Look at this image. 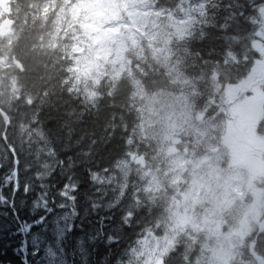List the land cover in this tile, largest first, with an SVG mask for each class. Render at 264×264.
<instances>
[{"label": "trees", "instance_id": "obj_1", "mask_svg": "<svg viewBox=\"0 0 264 264\" xmlns=\"http://www.w3.org/2000/svg\"><path fill=\"white\" fill-rule=\"evenodd\" d=\"M184 1L148 0L177 11ZM191 1L203 4L206 21L175 40L174 59L194 78L196 112L210 121L226 119L231 105L219 116L227 86L244 79L259 58L252 45L264 0ZM63 4L12 0L15 38L0 39L9 71L2 72L0 91V264H36L43 246L34 239L59 248L67 264H137L135 246L142 236L161 232L165 201L144 192L138 168L132 165L125 175L121 164L154 152L140 130L137 89L168 85V72L137 55L131 70L97 85H77L71 52L61 43L64 34L53 32ZM258 131L264 135V119ZM62 215L67 225L56 242L53 230ZM203 236L182 232L164 264H198L197 240ZM230 264H264V226L245 238Z\"/></svg>", "mask_w": 264, "mask_h": 264}, {"label": "rangeland", "instance_id": "obj_2", "mask_svg": "<svg viewBox=\"0 0 264 264\" xmlns=\"http://www.w3.org/2000/svg\"><path fill=\"white\" fill-rule=\"evenodd\" d=\"M64 2L57 11L53 32L55 37L64 34L61 43L71 52L77 85H97L104 77L129 71L137 55H147L168 72V85L151 91L137 89L140 130L146 140L153 142L154 152L148 156L136 154L121 164L125 175L132 165L138 168L144 192L165 201L162 230L138 240L133 252L136 263L164 264L178 235L187 230L204 233L202 240H197L199 253L194 260L198 264H230L238 260L245 238L263 225L264 135L258 127L264 119V10L252 45L259 58L246 80L228 85L219 117L227 115L228 105L233 106L232 114L210 121L196 112L190 90L194 78L176 64L173 49L177 38L189 35L196 23L206 21L202 20L201 2L185 0L180 11L153 6L148 0ZM11 34L0 39L11 42L15 26ZM3 44L0 42L1 48ZM228 59L239 61L234 56ZM5 63L2 55L0 91L5 83L2 72L9 73ZM214 76L217 78L218 73ZM236 95L239 101L234 104L231 100ZM239 113L255 144L252 154L240 153L244 146L235 142L234 119ZM56 218L53 235L57 242L67 219L64 215ZM33 243L43 246L36 264H67L59 248L50 249L35 239Z\"/></svg>", "mask_w": 264, "mask_h": 264}, {"label": "water", "instance_id": "obj_3", "mask_svg": "<svg viewBox=\"0 0 264 264\" xmlns=\"http://www.w3.org/2000/svg\"><path fill=\"white\" fill-rule=\"evenodd\" d=\"M8 0H0V9L2 10V12L6 15V17L0 22V36L1 37H6L9 36L12 31H13V26H14V19L10 16V11L8 9ZM237 136L241 139H243L244 141H247L249 143L252 144V141L246 136V134L244 133L243 130H238ZM175 151V149H174ZM264 226V220H263V225L259 226V230L262 229V227ZM253 247L254 244L252 243L250 248L251 251L254 253L253 251ZM254 255L258 258L259 256L256 255L254 253Z\"/></svg>", "mask_w": 264, "mask_h": 264}, {"label": "flooded vegetation", "instance_id": "obj_4", "mask_svg": "<svg viewBox=\"0 0 264 264\" xmlns=\"http://www.w3.org/2000/svg\"><path fill=\"white\" fill-rule=\"evenodd\" d=\"M241 98V97H240ZM239 97H238V95H236L235 96V99L234 100H231L234 104L236 103V102H238L239 100ZM246 103L245 102H243V105H245ZM233 110V106H231V111ZM247 111H248V109H247ZM249 112V111H248ZM234 116V115H233ZM243 116V114L242 113H239L238 114V116L237 117H235V119H234V122H235V128L237 129L236 131H237V133H238V130L240 129V130H243L244 131V133L246 134V136L248 137V135H247V132L245 131V119L242 117ZM237 133H236V144H239V145H241L242 146V144H243V146H244V149L242 150V149H239V152L240 153H244V152H247L248 154H252V152H253V149H254V147H255V144H254V142L252 141V144L251 143H249V142H247V141H244L243 139H241V138H239L238 136H237Z\"/></svg>", "mask_w": 264, "mask_h": 264}, {"label": "bare ground", "instance_id": "obj_5", "mask_svg": "<svg viewBox=\"0 0 264 264\" xmlns=\"http://www.w3.org/2000/svg\"><path fill=\"white\" fill-rule=\"evenodd\" d=\"M12 1V0H11ZM11 1L10 0H8V9H9V11H10V16H11V10H10V3H11ZM68 2V1H67ZM65 3V2H64ZM63 6H64V4H63ZM0 14H1V17H3L2 18V20L6 17V15L2 12V10L0 9ZM1 17H0V19H1ZM1 20V21H2ZM0 21V22H1ZM64 24V23H63ZM67 28V27H66ZM12 35V34H11ZM15 36V35H14ZM9 38V37H8ZM15 38V37H14ZM10 40H11V38H10ZM133 44V43H132ZM137 46H138V44H137ZM2 56V55H1ZM0 56V57H1ZM232 59V58H231ZM235 59V58H234ZM236 60V59H235ZM74 66V65H73ZM245 80H246V78H245ZM243 81H244V79H243ZM252 84V83H251ZM231 85V84H230ZM230 85H229V87H230ZM237 85V84H236ZM235 86V85H234ZM228 87V86H227ZM227 89V88H226ZM226 91V90H225ZM264 220V219H263Z\"/></svg>", "mask_w": 264, "mask_h": 264}]
</instances>
